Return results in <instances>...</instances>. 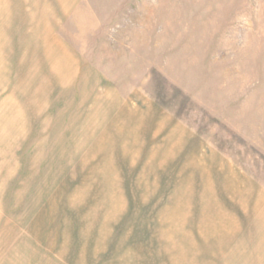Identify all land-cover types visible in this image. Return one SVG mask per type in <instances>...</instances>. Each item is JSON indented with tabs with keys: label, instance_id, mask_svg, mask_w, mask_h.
Masks as SVG:
<instances>
[{
	"label": "rangeland",
	"instance_id": "1",
	"mask_svg": "<svg viewBox=\"0 0 264 264\" xmlns=\"http://www.w3.org/2000/svg\"><path fill=\"white\" fill-rule=\"evenodd\" d=\"M44 1L0 0V264L264 245V0Z\"/></svg>",
	"mask_w": 264,
	"mask_h": 264
},
{
	"label": "crops",
	"instance_id": "2",
	"mask_svg": "<svg viewBox=\"0 0 264 264\" xmlns=\"http://www.w3.org/2000/svg\"><path fill=\"white\" fill-rule=\"evenodd\" d=\"M47 2H48L47 0L44 1L43 8L45 6L46 7L48 6V3ZM59 2H60V0H59ZM40 3L41 2H38V3L37 2H32L33 9L31 11V14L30 15H35V17L40 16L41 11L43 10V8H39V4ZM60 3H62V5L65 6V9L69 7V5L66 2H65L66 4H64V1H62ZM5 6L8 7L7 5H5ZM47 8L51 12V15L53 13V17H52V19L50 17V20L53 22V25H54V28L53 29L55 30L56 15L60 14V12L59 11L58 12H53V10H51L49 7H47ZM30 15H26V17H27V23L28 22H31V20L29 19V16ZM31 23L34 24V21H32ZM35 23L38 24L39 30H44L43 29L44 26H42V24H40L38 22V20L35 21ZM245 195H246V193H245ZM261 207L262 206L260 205L259 208L261 209ZM256 222H258V225H260V227H258V230L256 231L257 234L258 235H261L260 234L261 232L264 234V209L258 215H256ZM249 240H250V242H246L245 241V247H244L245 250H244V252H242L241 249H238V248H237L238 250L237 249L234 250V252H233L234 260L232 262H230L229 264H264V245H262V244L259 243L257 245V247H256L257 238H255V243H254V241L251 240L250 237H249ZM247 245L248 246H253V248L255 247L256 252L255 253H253L252 251L250 252L249 247ZM196 261L197 262H195V263L192 262V263H186V264H204V262H202V261H200V262L198 260H196Z\"/></svg>",
	"mask_w": 264,
	"mask_h": 264
},
{
	"label": "bare ground",
	"instance_id": "3",
	"mask_svg": "<svg viewBox=\"0 0 264 264\" xmlns=\"http://www.w3.org/2000/svg\"><path fill=\"white\" fill-rule=\"evenodd\" d=\"M111 169V168H110ZM106 172V171H105ZM111 175V174H110ZM113 179V178H112ZM112 179H111V181H112ZM108 183V182H107ZM110 183V182H109ZM112 184V183H111ZM109 185V184H108ZM112 188H114V187H112ZM168 221V220H167ZM173 221V220H172ZM179 223V222H178ZM175 226V225H174ZM178 227V226H177ZM164 233V232H163ZM212 248V247H211ZM181 252V251H180Z\"/></svg>",
	"mask_w": 264,
	"mask_h": 264
}]
</instances>
